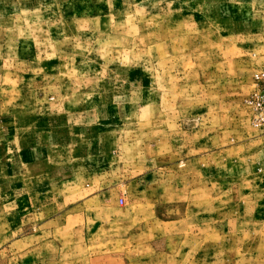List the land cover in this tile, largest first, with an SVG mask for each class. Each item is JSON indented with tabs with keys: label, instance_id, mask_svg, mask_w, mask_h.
Instances as JSON below:
<instances>
[{
	"label": "rangeland",
	"instance_id": "rangeland-1",
	"mask_svg": "<svg viewBox=\"0 0 264 264\" xmlns=\"http://www.w3.org/2000/svg\"><path fill=\"white\" fill-rule=\"evenodd\" d=\"M260 69L264 0H0V264H264Z\"/></svg>",
	"mask_w": 264,
	"mask_h": 264
},
{
	"label": "built area",
	"instance_id": "built-area-1",
	"mask_svg": "<svg viewBox=\"0 0 264 264\" xmlns=\"http://www.w3.org/2000/svg\"><path fill=\"white\" fill-rule=\"evenodd\" d=\"M246 102L251 109L252 125L264 129V69L257 70L253 74V88Z\"/></svg>",
	"mask_w": 264,
	"mask_h": 264
}]
</instances>
